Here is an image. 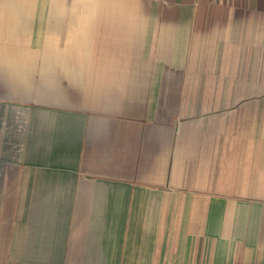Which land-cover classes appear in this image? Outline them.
Masks as SVG:
<instances>
[{"label": "crops", "instance_id": "0c3cea01", "mask_svg": "<svg viewBox=\"0 0 264 264\" xmlns=\"http://www.w3.org/2000/svg\"><path fill=\"white\" fill-rule=\"evenodd\" d=\"M0 264H264V0H0Z\"/></svg>", "mask_w": 264, "mask_h": 264}]
</instances>
